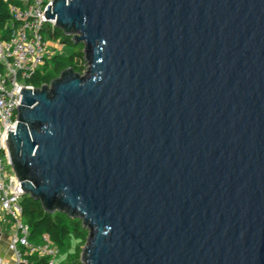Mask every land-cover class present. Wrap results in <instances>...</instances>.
I'll use <instances>...</instances> for the list:
<instances>
[{"label": "water", "instance_id": "water-1", "mask_svg": "<svg viewBox=\"0 0 264 264\" xmlns=\"http://www.w3.org/2000/svg\"><path fill=\"white\" fill-rule=\"evenodd\" d=\"M83 73L19 88L24 195L83 264H264V0H53Z\"/></svg>", "mask_w": 264, "mask_h": 264}, {"label": "built area", "instance_id": "built-area-1", "mask_svg": "<svg viewBox=\"0 0 264 264\" xmlns=\"http://www.w3.org/2000/svg\"><path fill=\"white\" fill-rule=\"evenodd\" d=\"M53 0H10L7 37L0 35V211L2 221H12L13 231L8 236L7 248L12 262L0 258V264H59L56 256L59 247L47 233L37 242L29 238L30 229L22 219L21 200L24 193L10 165L5 134L14 131L19 88H35L25 82L48 60V28L57 27L54 19L44 18L43 12ZM58 42V40H54Z\"/></svg>", "mask_w": 264, "mask_h": 264}, {"label": "trees", "instance_id": "trees-1", "mask_svg": "<svg viewBox=\"0 0 264 264\" xmlns=\"http://www.w3.org/2000/svg\"><path fill=\"white\" fill-rule=\"evenodd\" d=\"M10 0H0V35L7 37L9 34V24L12 23V16L9 12L8 3ZM46 37L50 40H58L63 45L76 46L70 54L64 56L61 53L52 55L50 59L46 60L44 65L40 67L32 76L25 80L27 83L39 87L43 83H49L59 73L70 67L75 72L82 73L85 69V61L83 58V43L75 41L63 33L58 28H48L46 30ZM51 64V69L45 71V67ZM22 219L25 221L30 229L29 238L31 241L37 242L43 233H47L51 240L60 248L74 237L78 240L76 245V254L73 264H83L78 258L80 255V245L84 244L87 237V229L83 226L81 219L77 217H70L65 212L54 211L47 212L43 209L40 202L28 195L23 196L21 200Z\"/></svg>", "mask_w": 264, "mask_h": 264}, {"label": "rangeland", "instance_id": "rangeland-1", "mask_svg": "<svg viewBox=\"0 0 264 264\" xmlns=\"http://www.w3.org/2000/svg\"><path fill=\"white\" fill-rule=\"evenodd\" d=\"M73 50H76V46L71 45H63L60 41L55 42L54 40H49V47H48V59L52 55L61 53L62 55L66 56L70 54ZM86 67V65H85ZM51 69V64L48 63V65L45 67V71H48ZM85 70V69H84ZM83 73V72H82ZM58 76V75H57ZM4 218V213L0 211V230L2 231V234H4L7 238L12 234V221L10 219L8 222L2 221L1 219ZM78 244V240L72 237L67 244H64L63 248L59 249V252L56 256V262L59 264H73L75 260V254H76V245ZM80 248L84 246V244L79 243ZM81 254V250H80ZM80 259V255L78 257Z\"/></svg>", "mask_w": 264, "mask_h": 264}, {"label": "crops", "instance_id": "crops-1", "mask_svg": "<svg viewBox=\"0 0 264 264\" xmlns=\"http://www.w3.org/2000/svg\"><path fill=\"white\" fill-rule=\"evenodd\" d=\"M8 238L0 230V258L5 262H12V253L7 248Z\"/></svg>", "mask_w": 264, "mask_h": 264}]
</instances>
